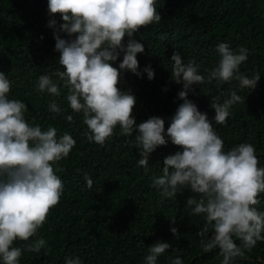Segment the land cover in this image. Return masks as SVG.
<instances>
[{"label": "trees", "instance_id": "obj_1", "mask_svg": "<svg viewBox=\"0 0 264 264\" xmlns=\"http://www.w3.org/2000/svg\"><path fill=\"white\" fill-rule=\"evenodd\" d=\"M155 7L162 20L141 28L133 37L145 49L137 54L141 76L122 72L118 84L122 92L130 91L136 98V124L160 117L166 133L183 103L178 98L183 85L171 79L174 51L185 64L195 62L199 74L207 77L205 69L219 63L218 44L227 43L237 53L245 48L247 60L240 65V72L248 77L260 74L254 90L241 88L236 80L212 81L193 85L187 98L212 121L225 151L251 144L258 167L264 168V0H156ZM52 19L56 28L48 26ZM61 23L58 14L49 15L48 0H0V72L10 81L9 99L26 104L24 116L30 125L42 130L55 127L58 137L67 133L76 141L70 154L54 165L63 169L57 173L63 181L59 203L49 211L36 236L14 241L13 246L23 250L19 264H66L68 258H78L81 264H145L148 247L158 241L171 247L158 257L157 264H172L176 258L182 264H222L218 249L205 252L200 245L201 239L210 237L211 229L204 237L197 234L206 221L186 206V200L195 194L185 189L174 197H162L152 187V177L162 175L164 158L181 148L171 141L158 147L150 155L146 172L138 166L141 150L136 147L137 133L123 136L118 125L103 146L89 142L83 114L70 108L63 82H59L61 94L57 97L37 91L41 75L64 70L54 38ZM59 35L71 39L63 32ZM127 40L125 37V45ZM122 59L123 53L113 66L119 68ZM149 65L155 73L152 80L143 72ZM232 92L243 102L233 105L225 124H215L212 102L222 104ZM53 100L59 113L49 110ZM86 176L93 181L91 188ZM258 199L254 207L264 212V193ZM172 227L177 229L176 236ZM39 238L46 246L40 252L27 251V245ZM236 243L243 247L239 240ZM231 264H264V240L244 249Z\"/></svg>", "mask_w": 264, "mask_h": 264}, {"label": "clouds", "instance_id": "obj_2", "mask_svg": "<svg viewBox=\"0 0 264 264\" xmlns=\"http://www.w3.org/2000/svg\"><path fill=\"white\" fill-rule=\"evenodd\" d=\"M155 4L156 0H48L49 15L58 14L63 21L54 38L55 51L60 54L58 62L64 70L41 75L36 88L57 97L61 94L59 82H63L70 108L83 114L89 142L103 146L118 125L123 136L137 133L136 147L141 150L138 166L146 172L150 155L158 147L171 141L181 148L164 158L162 175L152 177V187L162 197H174L185 189L194 193L186 200V206L192 208L194 215L202 214L206 221L197 234L204 237L211 229L210 237L201 239V247L205 252L218 249L222 264H231L234 257L243 255L244 249L264 240V212L254 207L264 193V168L258 167L251 144L225 151L212 121L187 97L193 85L212 81L236 80L241 88L254 90L260 74L248 77L241 73L247 50L234 52L227 43L217 45L220 60L211 70L205 69L207 77L199 74L195 62L185 64L174 51L170 59L171 79L183 85L178 93L183 103L166 133L165 121L160 117H150L137 125L133 116L136 98L130 91L122 92L118 84L122 72L141 76L137 54H143L145 49L133 37L141 28L162 20ZM48 26L56 28V20L52 19ZM60 32L71 39H62ZM121 53L122 62L119 68L114 67ZM143 72L149 80L155 76L150 65ZM52 76L59 80L54 82ZM10 89L9 79L0 72V260L3 264H19L23 250L14 247V241H29L36 236L49 211L59 203L63 181L57 173L63 169L54 165L70 154L76 141L67 133L58 137L55 127L42 130L39 125H30L24 116L26 104L9 99ZM238 102L243 99L236 92L222 104L213 101L215 124H225ZM49 110L60 112L54 100ZM67 119L72 121V116ZM85 179L91 188L93 181L87 176ZM172 222L175 223L174 218ZM170 231L174 236L178 234L175 227ZM46 243L39 238L26 250L40 252ZM170 247L159 241L152 244L145 264H157L158 257ZM66 264L81 262L68 258ZM172 264L182 261L176 258Z\"/></svg>", "mask_w": 264, "mask_h": 264}]
</instances>
